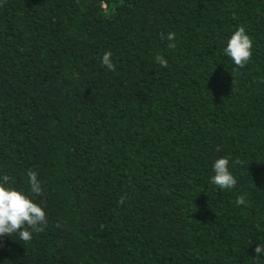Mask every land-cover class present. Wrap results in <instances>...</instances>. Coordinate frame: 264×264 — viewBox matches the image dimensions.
Here are the masks:
<instances>
[{"label":"trees","instance_id":"16d2710c","mask_svg":"<svg viewBox=\"0 0 264 264\" xmlns=\"http://www.w3.org/2000/svg\"><path fill=\"white\" fill-rule=\"evenodd\" d=\"M239 27L242 68L222 52ZM29 171L47 224L0 236V264H256L264 0H0V174L28 192Z\"/></svg>","mask_w":264,"mask_h":264},{"label":"clouds","instance_id":"9594fccd","mask_svg":"<svg viewBox=\"0 0 264 264\" xmlns=\"http://www.w3.org/2000/svg\"><path fill=\"white\" fill-rule=\"evenodd\" d=\"M176 34L168 33L167 39L172 41ZM170 48H175V44H169ZM253 41L246 33L245 28H237L228 38L226 46L222 49L223 55L230 58L237 67H244L252 57ZM112 52L106 51L101 59V63L108 70H113ZM156 61L162 67L167 66V60L163 56L157 55ZM228 157H220L213 161L210 182L220 189L229 190L237 185V178L230 169ZM27 183L30 191L26 192L13 185L11 177L0 174V236H17L23 241H30L34 233L43 231V226L47 224L45 205L37 203L33 196L42 195L44 188L35 172L27 173ZM236 205L247 206L248 201L245 195L236 198ZM255 228L258 232H264L261 223H257ZM256 264L264 260V243H256L254 249Z\"/></svg>","mask_w":264,"mask_h":264}]
</instances>
